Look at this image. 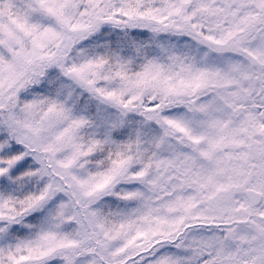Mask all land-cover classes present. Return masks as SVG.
<instances>
[{
  "label": "snow or ice",
  "instance_id": "obj_1",
  "mask_svg": "<svg viewBox=\"0 0 264 264\" xmlns=\"http://www.w3.org/2000/svg\"><path fill=\"white\" fill-rule=\"evenodd\" d=\"M0 264H264V0H0Z\"/></svg>",
  "mask_w": 264,
  "mask_h": 264
}]
</instances>
